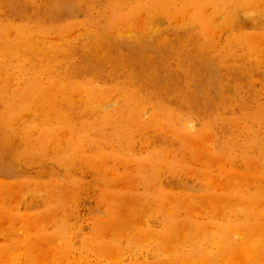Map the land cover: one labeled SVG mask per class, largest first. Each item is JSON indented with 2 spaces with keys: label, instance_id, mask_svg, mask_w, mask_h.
Here are the masks:
<instances>
[{
  "label": "rangeland",
  "instance_id": "rangeland-1",
  "mask_svg": "<svg viewBox=\"0 0 264 264\" xmlns=\"http://www.w3.org/2000/svg\"><path fill=\"white\" fill-rule=\"evenodd\" d=\"M0 264H264V0H0Z\"/></svg>",
  "mask_w": 264,
  "mask_h": 264
}]
</instances>
